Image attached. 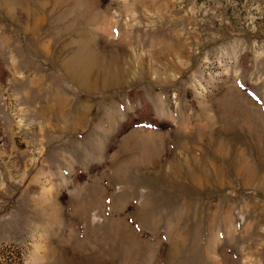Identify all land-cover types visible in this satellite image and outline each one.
Segmentation results:
<instances>
[{
	"label": "rangeland",
	"instance_id": "obj_1",
	"mask_svg": "<svg viewBox=\"0 0 264 264\" xmlns=\"http://www.w3.org/2000/svg\"><path fill=\"white\" fill-rule=\"evenodd\" d=\"M0 264H264V0H0Z\"/></svg>",
	"mask_w": 264,
	"mask_h": 264
}]
</instances>
